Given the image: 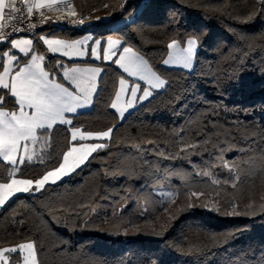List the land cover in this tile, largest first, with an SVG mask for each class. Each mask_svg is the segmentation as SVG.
Returning a JSON list of instances; mask_svg holds the SVG:
<instances>
[{
  "label": "trees",
  "instance_id": "trees-1",
  "mask_svg": "<svg viewBox=\"0 0 264 264\" xmlns=\"http://www.w3.org/2000/svg\"><path fill=\"white\" fill-rule=\"evenodd\" d=\"M259 2L72 0L83 17L111 12L93 20V33L139 52L166 86L120 120L111 102L124 73L89 60L102 68L91 108L45 133L42 155L25 161L16 176L37 179L58 166L72 143L71 127L113 131L74 175L39 193H16L0 207V248L35 242L40 264H264ZM88 29L39 31L78 38ZM190 36L198 39L193 69L165 67L169 42L184 44ZM32 50L44 53L46 68L57 74L58 58L39 39ZM9 96L6 108L13 109ZM10 171L0 163V183ZM158 185L173 190L174 199L163 200ZM10 255L8 264L20 259Z\"/></svg>",
  "mask_w": 264,
  "mask_h": 264
},
{
  "label": "snow or ice",
  "instance_id": "snow-or-ice-1",
  "mask_svg": "<svg viewBox=\"0 0 264 264\" xmlns=\"http://www.w3.org/2000/svg\"><path fill=\"white\" fill-rule=\"evenodd\" d=\"M0 0V21L5 19L21 23L25 20L26 8L27 17H31L33 9H48L52 11L58 10V5L71 8L70 4H63V0H37L35 4L29 3L28 0ZM259 7L264 10V0H260ZM70 14L75 16V11ZM41 23L46 19L43 12L40 13ZM107 19V17H97V20ZM79 24L84 23L81 18ZM133 23L135 20L133 19ZM11 27L12 32L7 35L3 29ZM29 28H34V24H29ZM22 28L16 27L15 23L6 25L0 23V41H6L8 36L22 31ZM44 44L52 54H62L69 59L87 57V49L82 50V46L93 39L91 35L85 36L83 40H75L67 42L60 39H45L40 37ZM31 39H11L9 46L13 50H19L22 57H28L32 51ZM119 40L107 41V48L103 50V60L105 62L114 63L123 70V73L128 77L134 78L130 88V99L127 101V107L133 108L135 104H143L153 96V90L165 88L166 81L161 79L159 75L148 65V62L132 47L124 46L117 56V51L114 46L119 45ZM102 44L100 39L94 41L91 48V56L94 60L100 59L98 50ZM186 47H180L177 40H172L168 45V49H174L175 53L169 52L168 59L163 61L165 67L180 66L183 69L191 71L193 69L194 58L197 53L198 39L193 37L187 40ZM70 52L74 53V57L70 56ZM3 57H7L9 62L3 63ZM3 57H0V67L3 71L0 72V89L7 90V93H0V163L11 166L9 173L10 180L7 183H0V207L5 205L6 201L15 193H30L35 194L45 190L46 185H56L65 178L74 175L79 169L84 167L94 158L93 153L98 150H103L105 145L96 144H81L79 147L71 146L62 155V160L57 167L47 171L39 179H17L14 178L20 171L27 159L29 163L38 154L34 147L30 149V145L35 146L47 133L51 135V131L57 123L71 125L72 121L66 119V113H77L78 109L88 107L92 103V96L97 91L96 76L100 73L99 68L87 70L88 75L78 68L66 69L62 73V79L70 82L69 86L57 82L56 73L51 70H45L41 62L45 60L43 55H32L30 60H27L23 65L20 64L22 58L19 54H10L8 51L3 52ZM62 67V62L57 61L56 68ZM10 77V79H8ZM144 82L147 86L141 91V84ZM127 81L121 77L119 80L120 92L127 91L125 88ZM74 85V88L71 86ZM120 92H117L116 98L120 99ZM10 93L9 99L14 98L15 107L9 111L6 110V96ZM138 93H141L138 95ZM111 107L117 109V104L112 103ZM120 111L123 116L124 112ZM77 130L71 133V141H77ZM112 128L107 131L98 133H81L80 140L85 138L103 139L109 138ZM19 159V165H18ZM123 211V209H121ZM19 252H26V256L20 257L22 264H40L38 261L37 248L35 242L21 243L18 246ZM17 248H8L0 251V260L4 264H8V258L4 255L5 252L17 253ZM18 262V264H20Z\"/></svg>",
  "mask_w": 264,
  "mask_h": 264
},
{
  "label": "crops",
  "instance_id": "crops-1",
  "mask_svg": "<svg viewBox=\"0 0 264 264\" xmlns=\"http://www.w3.org/2000/svg\"><path fill=\"white\" fill-rule=\"evenodd\" d=\"M32 1H34V2H37V0H32ZM7 2H9V0H6V3ZM110 16H111V12H102V13H99V14H96L94 17H93V20L94 21H97V17H101V18H104V17H107V19H109L110 18ZM7 19H9L8 17H7V15L5 16V19L4 20H7ZM107 19H100L99 21H105V20H107ZM3 20V21H4ZM88 35H91L92 37H93V39L92 40H90V41H87V43L85 44V45H83L82 46V50L83 49H87V52H88V55H87V57H84V58H75L74 57V53H72V52H70V56H73L74 58L73 59H69V58H67V57H64L62 54H52L51 52H50V50L48 49V46L46 45V44H44V42H43V40L42 39H40V37H44L45 39H60V40H64V41H67V42H73V41H75V40H83L84 39V37L85 36H88ZM108 36H110V35H104V36H102V35H95L94 33H93V31L92 30H89V31H87L84 35H82V36H80V37H78V38H67V37H61V36H58L55 32H52V30H41V31H39L34 37H28V36H17V37H13V38H11V39H31L32 41L34 40V38H37V39H39V41L42 43V45H43V47L45 48V50H46V52L50 55V56H56L58 59L57 60H55V67H56V64H57V61H60V62H62V67H60L59 69H57L56 68V70H57V74H56V80H57V82H60V83H63L65 86H69V83L70 82H67V81H64L63 79H62V73L66 70V69H71V68H78V69H80L83 73H84V75L85 76H87L89 73H88V71L87 70H90V69H94V68H99L101 71H100V73L96 76V86H97V88H98V80H99V77H100V75H101V73H102V68H101V66L99 65V64H96V63H92V62H90L89 60H94L93 58H92V56H91V48H92V46L94 45V41L96 40V39H100L101 41H102V44H101V46H100V48H99V50H98V54H99V57H100V59H98V60H94V61H99V60H103V50H104V48H107V37ZM110 37H112V36H110ZM112 38H114V37H112ZM10 39V40H11ZM115 39H117V38H115ZM9 40V41H10ZM117 40H119V39H117ZM116 40V41H117ZM9 41L8 42H6V43H4V44H1L0 45V57H3V52L4 51H8L10 54H19L21 57H22V54H20L19 53V50L17 49V50H13V49H11L10 48V46H9ZM120 41V40H119ZM121 42V41H120ZM32 46H33V43H32ZM124 46L120 43L119 45H116V46H114V50L115 51H117V56L116 57H113L112 59L113 60H115V59H117L118 57H119V53L122 51V48H123ZM32 55H37V56H39V55H43V56H45V54L44 53H40V52H37V51H30L29 52V56L28 57H22L21 59H20V64L21 65H23L27 60H30V58H31V56ZM104 61V60H103ZM3 63H13V64H15V62H9L8 61V59H7V57H3ZM41 64H42V67H44L45 68V70H48L47 68H46V66H45V60L43 61V62H41ZM116 65V64H115ZM118 68H119V66L118 65H116ZM122 72H123V70L121 69V68H119ZM3 71V68L2 67H0V72H2ZM123 78L124 79H126L127 77H126V75H124L123 76ZM8 79H10V77H8ZM121 79V78H120ZM119 79V80H120ZM119 86H120V84H119V81H118V85H117V89H116V92H115V94H114V97H113V99H112V102H111V104L112 103H114L116 100V94H117V91H118V88H119ZM72 88H74V85H72L71 86ZM7 91V90H6ZM96 93V92H95ZM95 93L93 94V96H92V101H93V98H94V96H95ZM9 95H10V93H9ZM13 100H14V98H12ZM139 103H137V104H135L134 105V107L133 108H135L137 105H138ZM91 106H92V103H91V105L90 106H88V107H84V108H81V109H78V111H77V113L78 112H81V111H86V110H89L90 108H91ZM112 108V107H111ZM132 108V109H133ZM113 109V108H112ZM131 109V110H132ZM6 110H9V111H11L12 109H8V108H6ZM115 112H116V114L118 115V118H119V113H117V111H116V109H113ZM130 110V111H131ZM129 112V111H128ZM127 112V113H128ZM76 114V113H75ZM126 113H124V115H125ZM72 115H74V114H72V113H66L65 114V117H66V119H70L71 120V116ZM57 124H59V123H57ZM55 126V125H54ZM77 129H80V128H76V127H71L70 128V139H71V133H72V131L73 130H77ZM80 131V130H79ZM106 139H108V138H103V139H99L101 142H104ZM92 140H94V139H92ZM79 141V139H77V141H75V142H78ZM33 160H36V157H34L33 158ZM25 161H27V159L25 160ZM18 165H19V159H18ZM16 177H18V176H16ZM29 179V178H28ZM9 180H10V178L7 180V181H5V182H1V183H7V182H9ZM16 194V193H15ZM14 194V195H15ZM13 196V195H12ZM11 196V197H12ZM10 197V198H11ZM8 254V252H5L4 253V255L6 256Z\"/></svg>",
  "mask_w": 264,
  "mask_h": 264
},
{
  "label": "rangeland",
  "instance_id": "rangeland-1",
  "mask_svg": "<svg viewBox=\"0 0 264 264\" xmlns=\"http://www.w3.org/2000/svg\"><path fill=\"white\" fill-rule=\"evenodd\" d=\"M92 27H93V24H92ZM92 27H90L88 30H92L91 28ZM190 38H193V36H190V37H188L187 39H186V41H185V43L184 44H180L179 42V46L180 47H186L187 46V44H186V42H187V40L188 39H190ZM109 39H112L113 41H116L117 39H115V38H112V37H110V36H108L107 37V40H109ZM171 42V41H170ZM169 42V43H170ZM198 49V48H197ZM169 52H172L173 54L175 53V48L174 49H168L167 50V53H166V55H165V57L163 58V60H162V64H163V61L165 60V59H168V56H169ZM145 59V58H144ZM146 60V59H145ZM147 61V60H146ZM194 64H195V58H194V62H193V67H194ZM148 65H149V63H148ZM150 66V65H149ZM171 67H176V68H182V67H180V66H171ZM183 69V68H182ZM153 70V69H152ZM184 70H186V69H184ZM154 71V70H153ZM187 71H189V70H187ZM124 75H126V81H127V83H126V85H125V88L126 89H128L127 91H124V92H120V86H119V88H118V91L117 92H120V99H118L117 100V98L115 99L116 101L114 102V103H116L117 104V109H116V111H117V113H119V119L121 120L123 117H124V115L123 116H121L120 115V111H118V110H122L124 113H127L128 111H130L132 108H128L127 107V101L131 98L130 97V88H131V86H132V80L134 79V78H131V77H128L127 76V74H125L124 73ZM158 75V74H157ZM160 76V75H159ZM160 78L161 79H164L163 77H161L160 76ZM165 80V79H164ZM140 84H141V91H142V89L144 88V87H146L147 85L144 83V82H139ZM160 90H162V89H160ZM160 90H153V94L156 92V91H160ZM141 93H138V95H140ZM78 130H80V131H77V137H78V139H79V136H80V134L81 133H87V132H92V133H98V132H102V131H87V130H82V129H78ZM103 131H107V130H103ZM92 139H94V140H92ZM47 141H48V138H47V136H45V135H43L42 136V138H41V140L35 145V146H32V145H30V149H32L33 147H34V149H35V151L37 152V156H36V159L37 158H39L41 155H42V152L44 151V149L46 148V146H47ZM96 143H101V144H104V142H101L99 139H96V138H85L84 140H80L79 139V141L78 142H72L71 144H70V146L69 147H71V146H77V147H79L81 144H96ZM68 147V148H69ZM68 150V149H67ZM66 150V151H67ZM57 167V166H56ZM51 170V169H50ZM45 174V173H44ZM41 177V176H40ZM40 177H38L37 179H39ZM14 178H17V179H28V178H23V177H14ZM33 180H35V179H33ZM155 191H156V193L157 194H159L160 196H161V198L163 199V200H167V201H171V200H173L174 199V191L173 190H171L170 188H168V187H165V186H163V185H158L156 188H155ZM208 205L209 206H211L212 205V202L209 200L208 201ZM27 242H31V241H27ZM27 242H22V243H27ZM19 244H21V243H19ZM19 244H16V245H12V246H8V247H3V248H0V251H3L4 249H8V248H13V247H15V248H17V252L19 253V255H20V257L21 256H26L27 255V253L26 252H23V253H20L19 252V248H18V246H19ZM11 253L10 252H8V254L6 255V257L8 258V263L10 262V260H12V258H14V257H12V255H10ZM18 262H20V259L18 260V261H15V263L14 264H18ZM0 264H4V261L3 260H0ZM20 264H22V262H20Z\"/></svg>",
  "mask_w": 264,
  "mask_h": 264
},
{
  "label": "built area",
  "instance_id": "built-area-1",
  "mask_svg": "<svg viewBox=\"0 0 264 264\" xmlns=\"http://www.w3.org/2000/svg\"><path fill=\"white\" fill-rule=\"evenodd\" d=\"M17 2H18V6H20L19 0H17ZM28 2L32 4L36 3L32 0H28ZM63 4H70L71 8L63 7L62 5H58V10L54 9L52 11H49L48 9L37 10L34 8L33 14L30 18L27 17L26 8H24L23 11L25 13V20L23 23L19 21L13 22L9 19L0 21V23H4L6 25L15 23L16 27L23 29L22 31L18 33L8 36V39L6 41H0V45L8 42L11 38L17 37V36L34 37L36 33L45 25H50V26H53L54 28L67 27V28H78V29H88L91 26V24L93 23L92 18L83 17L78 14H76L75 16H72L70 14V12L72 11V5H73L72 0H63ZM41 12H43L46 17L43 23H41V20L43 19L40 15ZM81 18L84 19L83 24L78 23V21ZM29 24H34L35 27L29 28L28 27ZM3 31L7 35L8 33L12 32V29L11 27H6L5 29H3Z\"/></svg>",
  "mask_w": 264,
  "mask_h": 264
}]
</instances>
